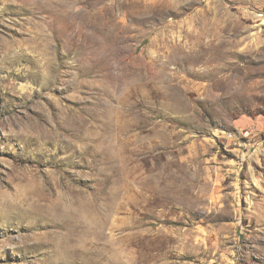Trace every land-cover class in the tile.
Here are the masks:
<instances>
[{
    "label": "rangeland",
    "instance_id": "obj_1",
    "mask_svg": "<svg viewBox=\"0 0 264 264\" xmlns=\"http://www.w3.org/2000/svg\"><path fill=\"white\" fill-rule=\"evenodd\" d=\"M0 264H264V0H0Z\"/></svg>",
    "mask_w": 264,
    "mask_h": 264
}]
</instances>
